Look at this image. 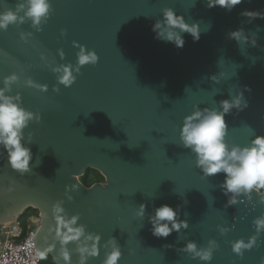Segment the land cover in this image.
<instances>
[{
	"label": "water",
	"instance_id": "1",
	"mask_svg": "<svg viewBox=\"0 0 264 264\" xmlns=\"http://www.w3.org/2000/svg\"><path fill=\"white\" fill-rule=\"evenodd\" d=\"M17 2L0 0V12L14 9ZM49 3L52 12L40 32L30 22L0 31V81L16 74L18 83L10 94L19 93L21 106L41 117L24 129L25 140L32 134L26 145L33 155L32 171L24 176L13 172L0 152V246L7 225L31 208L39 217L34 244L39 251L48 248L54 243L51 208L62 200L69 216L79 214L78 224L101 237L99 255L88 264H101L105 249L100 245L110 237L121 249L118 264H203L178 249L188 241L199 249L209 240L218 245L209 264H260L264 233L260 246L242 258L231 252L230 242H247L254 234L252 221L264 213L259 204L264 191L241 195L236 205L225 208L223 174L202 178L194 156L180 145L179 129L192 105L213 108L239 90L248 107L225 117L226 142L246 146L255 135L264 136V0H241L231 11L209 8L205 0ZM163 8L189 25L198 24L199 40L184 33L178 49L155 39L152 26ZM245 12L259 15L249 18ZM236 30L255 38L256 46L229 39L228 33ZM29 32L21 41L20 34ZM73 42L94 51L98 62L81 67L73 85L64 88L52 68L75 65L78 48ZM220 73L219 83L212 82L210 77ZM29 78L48 90L26 87ZM88 169L104 183L85 187L80 178ZM73 184L77 190L68 193V201L65 186ZM10 185L14 191L8 193ZM140 204L146 206L143 219L135 216ZM163 204L180 206L186 230L167 238L151 234L148 215ZM217 226L229 231L221 235ZM47 255L56 264L57 250ZM76 260L72 255L73 264Z\"/></svg>",
	"mask_w": 264,
	"mask_h": 264
},
{
	"label": "clouds",
	"instance_id": "2",
	"mask_svg": "<svg viewBox=\"0 0 264 264\" xmlns=\"http://www.w3.org/2000/svg\"><path fill=\"white\" fill-rule=\"evenodd\" d=\"M207 7L219 6L225 10L231 9L241 3V0H205ZM52 12L49 0H19L14 9L7 8L0 12V31H6L10 25L20 26L30 22V27L36 32L41 31V25L45 23ZM243 15L255 18L259 14L255 12H245ZM155 39L173 44L176 48L184 45L183 34H189L193 41L200 38L199 26L196 23L189 25L182 16L177 15L170 8L161 9V19L152 26ZM65 33L61 31V36ZM31 32L20 34V40L26 41V36L30 37ZM228 38L238 44H250L256 46L253 37L245 36L242 30L228 33ZM73 47L78 48L76 52V63L61 64L52 68L56 76V83L69 88L75 82L76 75L80 69L86 65H96L98 56L92 50H86L83 45L73 42ZM57 54L63 59L62 50ZM43 59V56L41 57ZM223 73L210 77L214 83H219ZM18 76L11 74L0 81V152L5 155L7 166L20 176L32 171L30 161L33 160L31 149L26 146L32 142V134L28 133L25 140L24 129L31 122L39 123L40 114L28 111L21 106L19 93L11 95L12 86L18 83ZM26 87L46 92L47 85H38L32 79L24 81ZM54 93L59 92V88L53 87ZM244 91H250L245 88ZM230 99L217 102L216 107L201 109L197 105H192V112L183 119L179 129V142L182 148L190 151L195 158V167L201 172L202 178L214 177L223 174V181L220 184L222 194L226 197L225 208L236 205L238 197L241 195L251 196L253 191H264V136L255 135L246 146L229 144L226 142L228 125L225 121L227 115L233 110L237 113L248 107L242 91L237 90ZM77 190V185L65 186L64 195L68 201L72 196L68 193ZM8 193L14 191L12 185L7 190ZM259 204L264 206V198L259 200ZM62 200L56 201L51 208L54 228H50L53 233V244L40 251L38 255L44 258L48 252L57 250L56 264H73L72 255L77 256L76 264H88L90 258H97L99 255V242L101 237L98 234L86 232L85 225L78 224L79 214L69 216ZM146 206L140 204L135 216L143 219ZM180 206L174 209L167 204H163L153 209L148 215L151 234L156 238H167L173 232L179 233L188 228V223L181 220ZM254 234L247 242L238 239L230 242L231 252L242 258L245 252L251 251L254 247H259L261 241L259 236L264 233V213L252 221ZM39 231V228L37 229ZM217 231L223 235L229 231L228 228L217 226ZM59 248L56 249V245ZM74 245L69 248L68 245ZM105 249L101 264H118L121 258V249L116 240L110 237L103 245ZM218 245L215 240H209L204 247L197 248L194 241H188L184 247L178 249L179 252L189 255L192 259L209 264L213 258V253ZM131 254V251H130ZM260 264H264V257H261Z\"/></svg>",
	"mask_w": 264,
	"mask_h": 264
},
{
	"label": "built area",
	"instance_id": "3",
	"mask_svg": "<svg viewBox=\"0 0 264 264\" xmlns=\"http://www.w3.org/2000/svg\"><path fill=\"white\" fill-rule=\"evenodd\" d=\"M38 225L36 220L25 231L18 220L7 225L6 238L0 246V264H41L48 257L41 258L34 244Z\"/></svg>",
	"mask_w": 264,
	"mask_h": 264
},
{
	"label": "trees",
	"instance_id": "4",
	"mask_svg": "<svg viewBox=\"0 0 264 264\" xmlns=\"http://www.w3.org/2000/svg\"><path fill=\"white\" fill-rule=\"evenodd\" d=\"M80 182L85 187H89V186H91L92 184H95V183H104V179L97 171L92 170V169H88V170H86L84 172V175L80 178ZM34 213L38 215L36 210L29 208V209L25 210L24 213H23V215L25 217L22 215L21 217H19L17 219L20 222L23 231H25V223L20 221L21 218L29 217L30 215H33ZM41 264H55V263L50 257H47Z\"/></svg>",
	"mask_w": 264,
	"mask_h": 264
},
{
	"label": "rangeland",
	"instance_id": "5",
	"mask_svg": "<svg viewBox=\"0 0 264 264\" xmlns=\"http://www.w3.org/2000/svg\"><path fill=\"white\" fill-rule=\"evenodd\" d=\"M24 213V212H23ZM22 213V215H23ZM22 215H20L19 217H21ZM24 216V215H23ZM25 217V216H24ZM21 218L20 221H22L23 223H25V229L29 226H31L34 222L39 221V217L37 214H33V215H30L29 217H26V218Z\"/></svg>",
	"mask_w": 264,
	"mask_h": 264
}]
</instances>
